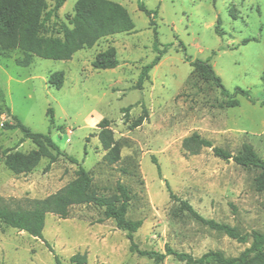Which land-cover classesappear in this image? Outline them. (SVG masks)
I'll list each match as a JSON object with an SVG mask.
<instances>
[{
    "label": "rangeland",
    "instance_id": "1",
    "mask_svg": "<svg viewBox=\"0 0 264 264\" xmlns=\"http://www.w3.org/2000/svg\"><path fill=\"white\" fill-rule=\"evenodd\" d=\"M110 1L134 23L131 33L102 38L71 60H61L62 24L74 26L76 0H68L42 34L49 41V54L58 59L34 54L24 66L19 63L24 59L20 49L0 52V105L5 99L11 109V114L0 113V199L13 207L28 206L60 191L79 169L63 155L49 168L50 158L44 157L28 174L8 169L6 151L38 149L21 130L6 129L17 116L33 132H50L91 174L99 195L115 194L119 182L128 188L132 201L127 218L143 221L134 234L139 250L165 253L169 246L195 258L209 251L239 256L251 244L238 243L183 211L171 200L166 181L204 218L242 234L264 233V187L258 181L263 170L222 160L213 148L192 155L183 147L184 139L197 133L234 155L251 144L264 159V0ZM139 3L158 11L159 48L168 47L142 85V69L157 52L150 17L139 10ZM109 49L119 65L95 69L93 61ZM209 58L229 96L191 65ZM56 73L64 76L61 89L50 84ZM238 88L249 96L234 95ZM231 101L239 105L232 107ZM141 116L144 122L134 128ZM102 133L113 136L109 150ZM110 151L114 162L106 158ZM43 236L1 227L0 264H57L56 258L65 264L77 254L86 256V264H155L133 249L127 232L106 219L104 209L92 204L73 206L67 219L49 214ZM161 264L186 263L168 256Z\"/></svg>",
    "mask_w": 264,
    "mask_h": 264
},
{
    "label": "trees",
    "instance_id": "2",
    "mask_svg": "<svg viewBox=\"0 0 264 264\" xmlns=\"http://www.w3.org/2000/svg\"><path fill=\"white\" fill-rule=\"evenodd\" d=\"M68 0H0V52H6L11 49H20L24 54V59L19 63L27 66L32 61V56L41 55L49 59H58L49 54L48 40L42 37L47 25L58 18V11L66 4ZM139 10L150 17V24L154 28V50L157 56L154 61L143 67L139 76V85L147 79L148 73L158 64L161 57L167 52L166 46L160 50L157 23V10H149L144 3H139ZM74 25L70 29L62 24L61 33L63 35V54L60 58L63 61H69L77 51L85 48H92L100 39L120 33H131L135 25L131 19L126 16L121 7L110 0H76L75 16L72 20ZM181 46L183 44L181 43ZM184 47V46H183ZM211 58L203 61L196 60L191 63L192 67L201 71L202 76L214 83L225 96H229L227 88L224 86L221 77L216 73L210 63ZM119 65L115 51L109 49L99 54L93 61V67L98 70L115 69ZM50 84L57 89H61L64 84L63 73H56L51 77ZM242 94L249 96L248 91L236 89L234 95ZM230 106L236 107L238 101L229 102ZM128 108L125 109V112ZM0 113L11 114V109L5 99L0 105ZM51 125L54 127L55 119L53 111H50ZM15 124L6 123V129H19L23 133L24 139L31 140L37 145L36 150L29 153H22L11 150L5 152V165L14 174L31 173L44 157L50 158V164L57 161V155L67 156L74 164L78 165L77 177L62 188L57 193L43 200H33L28 206L18 204L10 206L0 199V228L3 226L11 227L28 233L30 236L44 239L43 232L46 225V219L49 214L57 215L62 219L69 218L70 209L73 206L92 204L104 209L106 219H112L117 227L127 232L128 239L132 243L133 249L143 257H149L155 261V264H161L168 256H175L186 264H264V233L253 231L251 234H242L236 227L228 224L219 223L215 220L206 219L201 216L193 206L186 200L178 198L172 191L169 183L166 186L171 200L180 203L183 211L188 212L194 219L208 226L210 229L222 232L238 243L253 242L237 257H228L221 251H209L200 258L183 252H177L167 246L165 253L141 251L134 243V234H136L143 225V221L130 220L127 218L132 196L126 186L120 182L117 184L116 193L110 196L99 195L93 188V177L80 165L77 159L68 156L53 140L49 133L33 132L17 116H13ZM145 118L141 116L133 127L142 125ZM60 132H65V127L58 126ZM104 148L109 150L113 145V136L105 133L100 134ZM184 149L192 155H197L204 148H213L216 157L230 161L233 160L242 167L259 168L263 173L259 176L261 188L264 187V159L258 156L251 144L245 143L241 151L234 155L214 147L212 142L202 138L194 133L183 141ZM56 152V155L52 154ZM107 159L114 162L116 158L111 156V151L106 155ZM157 166L158 174L161 177L162 171L160 165L154 161ZM57 264L61 263L56 258ZM85 255L77 254L71 258L69 263L65 264H86Z\"/></svg>",
    "mask_w": 264,
    "mask_h": 264
},
{
    "label": "water",
    "instance_id": "3",
    "mask_svg": "<svg viewBox=\"0 0 264 264\" xmlns=\"http://www.w3.org/2000/svg\"><path fill=\"white\" fill-rule=\"evenodd\" d=\"M252 242H253V238H251V240H250V244H252Z\"/></svg>",
    "mask_w": 264,
    "mask_h": 264
}]
</instances>
